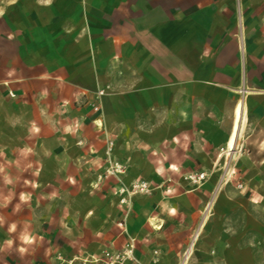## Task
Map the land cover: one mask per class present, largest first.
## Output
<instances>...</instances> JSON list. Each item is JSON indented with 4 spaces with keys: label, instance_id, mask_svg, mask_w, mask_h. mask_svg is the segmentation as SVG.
<instances>
[{
    "label": "crops",
    "instance_id": "obj_1",
    "mask_svg": "<svg viewBox=\"0 0 264 264\" xmlns=\"http://www.w3.org/2000/svg\"><path fill=\"white\" fill-rule=\"evenodd\" d=\"M110 162L126 172L92 189ZM0 166L51 200L35 229L61 199H111L83 227L123 244L115 192L140 178L126 229L145 264H264V0H0Z\"/></svg>",
    "mask_w": 264,
    "mask_h": 264
},
{
    "label": "rangeland",
    "instance_id": "obj_2",
    "mask_svg": "<svg viewBox=\"0 0 264 264\" xmlns=\"http://www.w3.org/2000/svg\"><path fill=\"white\" fill-rule=\"evenodd\" d=\"M111 165L112 163L110 162L104 172L99 174V182L92 184V189H100L103 181L115 176H120L127 170L123 165L122 169L113 171L114 168H112ZM29 173L30 172L17 166H11L9 168L0 166V177L3 175L7 176L6 179L0 178V180H3L0 182V264H59L57 258L59 253L68 259L74 256H78V258H91L92 255H100L104 249L121 248L131 237L135 238L136 254L137 238L130 235L126 229V219L129 217V213L132 209L133 196L137 194V192L146 191L148 189L147 185L144 190L135 185L138 182H145V180L137 178L128 185L121 184L115 192L117 195H120V204L118 207L121 209L122 215L121 219L117 220L116 226L119 228V231H122L120 237L125 240L122 244L118 243V240L110 239L113 237L112 229L102 232L101 235H96L90 230H85L83 227V219L87 214L86 210H88L89 207L90 209H95V211L101 208L112 209L114 204L111 199L103 200L95 198L90 200L83 197H75L67 200L61 199L60 202L63 204V207L66 208L68 206L69 213L67 215L64 213L63 216H49L48 213H44V217L49 218V220L43 222V224H39V227L43 229H35L37 225L31 220L34 216L31 204L34 200L35 202L39 201L44 203L51 200L49 198L38 200L29 195V192L32 193L36 189L34 183L24 182L22 180L23 175ZM236 176H238L237 171H234L233 168L230 167L227 179L231 177V179L236 181V185L241 188L242 185L240 184L242 183H238L239 179H235ZM227 179L225 178L226 181ZM73 186L75 191L81 190L80 184L74 183ZM106 190H110V184H106ZM108 192H111L112 195L114 190L112 189V191ZM22 195L24 197L23 199H21ZM66 204L68 205L66 206ZM206 213H208L207 208L204 210V214ZM90 217L96 216L92 213ZM68 220H70L72 226L66 224ZM12 225H15V230L9 231ZM25 236L29 237L31 242H25L23 239ZM98 238L99 242L103 244L102 246L108 241L106 246L111 245L112 241L114 242V246L106 248L97 247L95 249L83 246L85 244L87 246L92 240L98 241ZM9 240L13 242L11 245L7 243ZM62 248L74 250L75 253L74 255H69V253L64 254L61 250ZM74 264H81L80 260L76 259ZM87 264L94 263L88 262ZM143 264H145V262H143Z\"/></svg>",
    "mask_w": 264,
    "mask_h": 264
},
{
    "label": "built area",
    "instance_id": "obj_3",
    "mask_svg": "<svg viewBox=\"0 0 264 264\" xmlns=\"http://www.w3.org/2000/svg\"><path fill=\"white\" fill-rule=\"evenodd\" d=\"M105 94V90L99 89L97 90L95 101L92 103V107L94 110H99L100 108V98ZM112 148V141L108 142L107 154H110ZM114 168L113 171H118L123 168V164L118 162H114L112 165ZM205 177L204 172H191L188 174V178L190 181L201 184V181ZM146 182H138L135 186L144 190L146 189ZM242 185V184H240ZM59 260V264H74L76 259L80 260L81 264H87L88 262L94 264H143L142 260L136 256L135 254V238L131 237L129 241H127L121 248H108L104 249L100 255H92L89 257H81L74 256L70 259L63 256L61 253L57 256Z\"/></svg>",
    "mask_w": 264,
    "mask_h": 264
},
{
    "label": "bare ground",
    "instance_id": "obj_4",
    "mask_svg": "<svg viewBox=\"0 0 264 264\" xmlns=\"http://www.w3.org/2000/svg\"><path fill=\"white\" fill-rule=\"evenodd\" d=\"M240 112H241V109H240V107L238 108V111H237V123H236V127H235V131H234V133H233V136H232V138H231V141H230V146H231V148H233V145H234V140H235V137H236V132H237V128H238V122H239V120H240ZM193 242V241H192Z\"/></svg>",
    "mask_w": 264,
    "mask_h": 264
},
{
    "label": "clouds",
    "instance_id": "obj_5",
    "mask_svg": "<svg viewBox=\"0 0 264 264\" xmlns=\"http://www.w3.org/2000/svg\"><path fill=\"white\" fill-rule=\"evenodd\" d=\"M23 198H24V197H23V195H22L21 199H23ZM14 230H15V225L10 226L9 231H14ZM23 239H24L25 242H31V241H30V238L27 237V236L23 237ZM7 243H8L9 245H11L13 242H12L11 240H9V241H7Z\"/></svg>",
    "mask_w": 264,
    "mask_h": 264
}]
</instances>
